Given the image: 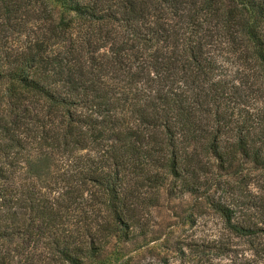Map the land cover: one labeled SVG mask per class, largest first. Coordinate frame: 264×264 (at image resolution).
I'll use <instances>...</instances> for the list:
<instances>
[{
  "label": "trees",
  "instance_id": "obj_1",
  "mask_svg": "<svg viewBox=\"0 0 264 264\" xmlns=\"http://www.w3.org/2000/svg\"><path fill=\"white\" fill-rule=\"evenodd\" d=\"M0 83V264L143 234L165 181L261 230L264 0H0Z\"/></svg>",
  "mask_w": 264,
  "mask_h": 264
},
{
  "label": "rangeland",
  "instance_id": "obj_2",
  "mask_svg": "<svg viewBox=\"0 0 264 264\" xmlns=\"http://www.w3.org/2000/svg\"><path fill=\"white\" fill-rule=\"evenodd\" d=\"M223 57L218 55L217 61L234 69ZM3 87L0 83V89ZM240 191L238 194L255 202L245 213L261 229L252 236L226 229L207 194L172 192L165 181L145 215L143 234L110 239L81 264H264V181L253 179ZM219 194L220 190L214 192V198Z\"/></svg>",
  "mask_w": 264,
  "mask_h": 264
}]
</instances>
